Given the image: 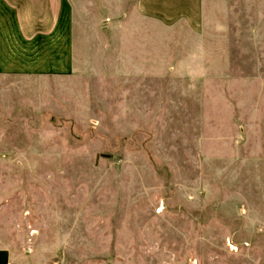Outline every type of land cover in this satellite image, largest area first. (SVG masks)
<instances>
[{"label": "rangeland", "instance_id": "rangeland-1", "mask_svg": "<svg viewBox=\"0 0 264 264\" xmlns=\"http://www.w3.org/2000/svg\"><path fill=\"white\" fill-rule=\"evenodd\" d=\"M202 8L66 0L51 37L0 65V249L264 264V0Z\"/></svg>", "mask_w": 264, "mask_h": 264}, {"label": "crops", "instance_id": "crops-1", "mask_svg": "<svg viewBox=\"0 0 264 264\" xmlns=\"http://www.w3.org/2000/svg\"><path fill=\"white\" fill-rule=\"evenodd\" d=\"M204 0H136L137 10L152 18H200ZM66 0H0V65H11L13 55L19 57L28 45L51 37L58 30ZM0 264H60L33 263L27 258H15L10 251L0 249Z\"/></svg>", "mask_w": 264, "mask_h": 264}]
</instances>
